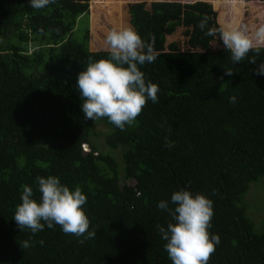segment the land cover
<instances>
[{
	"label": "trees",
	"instance_id": "1",
	"mask_svg": "<svg viewBox=\"0 0 264 264\" xmlns=\"http://www.w3.org/2000/svg\"><path fill=\"white\" fill-rule=\"evenodd\" d=\"M209 2L57 0L36 10L0 0V264H172L157 228L171 217L157 205L181 189L214 203L209 231L220 244L209 264H264L251 194L264 183V47L234 64L220 40L229 27L264 25V0ZM82 14L91 21L77 40ZM128 26L157 54L141 71L160 91L121 131L84 119L76 85L90 59L109 58L107 33ZM225 70L233 75L220 82ZM48 176L81 188L94 238L17 228L23 186L39 202L36 178ZM25 240L33 246L22 250Z\"/></svg>",
	"mask_w": 264,
	"mask_h": 264
},
{
	"label": "clouds",
	"instance_id": "2",
	"mask_svg": "<svg viewBox=\"0 0 264 264\" xmlns=\"http://www.w3.org/2000/svg\"><path fill=\"white\" fill-rule=\"evenodd\" d=\"M57 0H29L33 9L40 10ZM198 27H208L207 18L201 19ZM206 35H214L209 30ZM223 46L231 53L234 64L242 62L253 49L264 47V25L249 31L247 27H229L220 31ZM105 44L109 58L89 60L86 69L78 74L76 87L82 100L81 110L85 120L107 118L121 131L133 126L149 101L158 102L160 88L146 80L141 66L153 63L158 57L152 44L146 43L131 26L113 28L107 33ZM257 64L254 59L249 61ZM257 75H264V62L259 63ZM233 71L225 70L218 79L232 76ZM223 83H221V86ZM236 103V97L229 98ZM174 141L165 137V147L172 148ZM40 201L34 199V190L23 186L13 220L20 232L25 229L35 235L47 228L59 225L65 234L84 239L94 238L95 231H89L90 220L83 206L87 197L80 187L70 190L55 176L37 177ZM171 205V206H170ZM157 207L171 217L167 227L157 225L159 234L166 241L164 245L172 264H209L211 256L220 244L218 234L209 229L214 216V203L203 194L181 189L171 195L170 201L161 200ZM83 240H81V243ZM38 243L43 246L44 241ZM30 240L22 241L21 249H28Z\"/></svg>",
	"mask_w": 264,
	"mask_h": 264
},
{
	"label": "rangeland",
	"instance_id": "3",
	"mask_svg": "<svg viewBox=\"0 0 264 264\" xmlns=\"http://www.w3.org/2000/svg\"><path fill=\"white\" fill-rule=\"evenodd\" d=\"M195 1H200V2H209L210 1V2H212V0H183V2H186V3H192V2H195ZM80 17L81 18L78 19L77 22H76L75 31H74V37L77 40L83 39L82 32H83L85 23H86V21L88 23L91 21V18L89 16H84V14H82ZM101 35L102 36H105V30H103V32H102ZM8 37H9V39L10 38L11 39L13 38L10 35H8ZM183 46H184V44H183ZM251 194H255L257 201H259L260 204H261L260 210L254 212V218H256V219L259 220L262 217H264V183H262V184L259 185V189H253L252 192H251ZM252 196H254V195H252Z\"/></svg>",
	"mask_w": 264,
	"mask_h": 264
}]
</instances>
